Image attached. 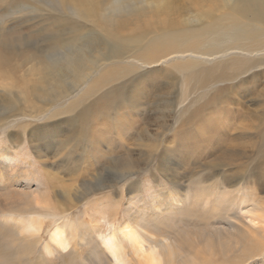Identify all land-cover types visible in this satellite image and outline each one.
<instances>
[{
  "label": "rangeland",
  "instance_id": "374dc122",
  "mask_svg": "<svg viewBox=\"0 0 264 264\" xmlns=\"http://www.w3.org/2000/svg\"><path fill=\"white\" fill-rule=\"evenodd\" d=\"M47 1L23 0L15 7L0 0L4 36H24L14 50V64L5 77L0 75V90L7 91L13 82L7 102L9 93H0V149L9 147L22 161L11 167L12 183L0 184V211L3 203L11 202L8 209L14 217L6 235L0 216V248L4 238L11 239L5 244L11 264H108L99 246L101 234L80 241L81 225L85 228L81 219L95 221L108 234L133 222L138 206L148 210L158 193L172 189L189 196L172 204L166 221L171 231L180 228L182 236H177L183 238L195 229L225 225L231 207L237 217L247 215L254 200L264 207V68L254 79L244 74L209 86H186L171 64L149 67L138 81L143 92L133 87L109 100L107 91L116 82L70 110L68 102L79 96L77 90L53 103L39 100L31 91L42 84V60H37L49 63L55 57L48 45L58 29H64L65 37L75 25L82 27L79 34L103 32L95 16H79L55 0ZM191 1L177 0L180 9ZM28 54L32 57H24ZM216 178L221 183L210 188ZM238 186L251 199L233 205ZM225 205L230 206L226 211ZM258 214L264 216L262 211ZM245 220L250 224L249 218ZM31 221L41 226L40 231H34ZM61 223L72 244L66 252L47 251L51 234ZM185 224L192 228L187 231ZM255 226L264 228V223ZM260 232L254 242L263 249L248 250L250 243L244 239L226 253L217 242L198 253L208 264H264V230ZM193 245L195 254L199 247L197 242Z\"/></svg>",
  "mask_w": 264,
  "mask_h": 264
},
{
  "label": "bare ground",
  "instance_id": "6f19581e",
  "mask_svg": "<svg viewBox=\"0 0 264 264\" xmlns=\"http://www.w3.org/2000/svg\"><path fill=\"white\" fill-rule=\"evenodd\" d=\"M55 1L62 7H69L79 16H95L94 20L97 21L103 36L92 31L79 34L78 30L82 28L80 25L72 28L73 33L69 37L64 36V29H58L48 45V50L55 54V57L51 61L48 58V63L33 55L34 60H42L39 78L42 84L31 91L41 101L53 103L69 97L77 90L79 96L68 102L69 109L73 110L86 97L116 82L119 84L107 91L109 100L125 95L133 87L143 92L142 86H138V81L148 74L143 70L160 65L171 64L172 71L182 76L186 86H207L210 83L236 80L244 74H252L254 79L258 76L256 71L264 68V0H192L185 9L179 8L177 0H111V3L106 0L107 4L102 0ZM7 2L16 7L23 0ZM4 29L0 27V75L5 77V70L14 64L17 53L14 50L24 36L21 39V36L12 39L9 34L4 36ZM57 52L60 53L58 57ZM28 56L30 54L24 57ZM12 84L13 82L10 83L9 89L13 87ZM150 84L148 83L147 87ZM23 87L24 84L21 89ZM9 89L0 90V93H9L5 98L6 102L13 93ZM150 89L153 90V87ZM18 163L22 161L12 153V149H0V184L14 180L11 167ZM220 181L216 178L210 188L221 183ZM175 185L177 186V183ZM242 187L238 186L235 192L233 190V205L240 201V204L250 201L251 198H248L247 194L241 193ZM180 193L177 189L165 194L158 193L157 202L150 209L141 210L138 206L134 210L133 222L126 221L108 234H103L99 225L94 224L95 221L92 223L82 218L85 228L81 225L80 241L91 240L96 234H101L99 246L108 264H208L202 254L198 253L200 250L206 251L217 242L221 247L220 251L226 253L238 248L244 239L250 243L248 250L253 252L258 248L263 249L260 243L254 242L255 235L260 236V231L264 230L261 226H255L264 223V216L258 214L260 211L264 212V207L255 200L252 207L245 211L247 215L238 217L230 212L233 207L228 209L229 205L223 206L222 210L225 208L224 211H229L225 221L227 225L214 226L210 231L207 230L208 232L205 228H202L203 231L195 229L187 232L185 238L177 236H182V233H179L180 228L178 231H171L168 228L170 224L166 221L172 211V204L179 205L189 197ZM10 204L3 203V210L0 211L6 226V235L11 231V222L14 220L8 209ZM171 214L174 215L172 212ZM99 216L102 217L101 212ZM245 218H249L250 224ZM31 223L34 231H40V225L34 221ZM184 227L187 231L192 228L187 224ZM70 238L66 225L58 224L51 234L47 251L55 249L66 252L72 244ZM4 240L6 244V241L11 239ZM194 242H197L199 247L195 254L192 250ZM5 244L2 242L3 249L0 248V256L3 257H0V264H11L9 245L7 247Z\"/></svg>",
  "mask_w": 264,
  "mask_h": 264
}]
</instances>
